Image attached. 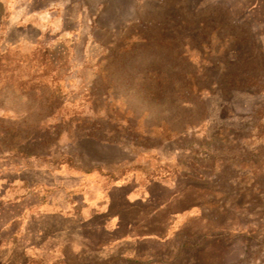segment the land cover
I'll list each match as a JSON object with an SVG mask.
<instances>
[{
	"label": "rangeland",
	"instance_id": "374dc122",
	"mask_svg": "<svg viewBox=\"0 0 264 264\" xmlns=\"http://www.w3.org/2000/svg\"><path fill=\"white\" fill-rule=\"evenodd\" d=\"M0 264H264V0H0Z\"/></svg>",
	"mask_w": 264,
	"mask_h": 264
},
{
	"label": "trees",
	"instance_id": "16d2710c",
	"mask_svg": "<svg viewBox=\"0 0 264 264\" xmlns=\"http://www.w3.org/2000/svg\"><path fill=\"white\" fill-rule=\"evenodd\" d=\"M41 158H42V160H49V162H51L52 164L53 163L54 164H66L67 166L72 167L73 169L84 171V172L95 171L98 174L104 175V176H106L112 180L118 179L119 177H121L125 173V169H118L119 173L116 175L113 171L105 170L100 165H91V166H87V167H82L80 165H76L72 161L71 157H69V156H62V157L54 159V160H51L47 157H41ZM139 170H141V169L139 168ZM141 172H142V170H141Z\"/></svg>",
	"mask_w": 264,
	"mask_h": 264
},
{
	"label": "crops",
	"instance_id": "0c3cea01",
	"mask_svg": "<svg viewBox=\"0 0 264 264\" xmlns=\"http://www.w3.org/2000/svg\"><path fill=\"white\" fill-rule=\"evenodd\" d=\"M82 172H84V171H82ZM91 172H94V173L98 174V173L95 172V171H91ZM84 173H87V172H84ZM98 175H100V174H98ZM100 176H103V177H105V178H108V177H106V176H104V175H100ZM108 179H110V178H108ZM110 180H112V179H110Z\"/></svg>",
	"mask_w": 264,
	"mask_h": 264
}]
</instances>
